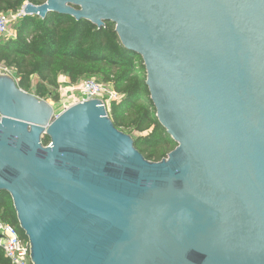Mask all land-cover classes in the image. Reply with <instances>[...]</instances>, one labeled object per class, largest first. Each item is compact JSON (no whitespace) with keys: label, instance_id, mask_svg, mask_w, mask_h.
Returning a JSON list of instances; mask_svg holds the SVG:
<instances>
[{"label":"water","instance_id":"water-1","mask_svg":"<svg viewBox=\"0 0 264 264\" xmlns=\"http://www.w3.org/2000/svg\"><path fill=\"white\" fill-rule=\"evenodd\" d=\"M24 6L112 24L177 145L148 161L101 101L56 114L0 74V192L32 264H264V0Z\"/></svg>","mask_w":264,"mask_h":264},{"label":"trees","instance_id":"trees-1","mask_svg":"<svg viewBox=\"0 0 264 264\" xmlns=\"http://www.w3.org/2000/svg\"><path fill=\"white\" fill-rule=\"evenodd\" d=\"M26 2L43 4L38 0H0V14L17 12ZM14 29L16 38L0 44V65L15 71L20 89L58 103L61 76L71 84L96 78L123 95L122 101L111 105L109 117L120 131L126 133L127 129V134H137L133 137L135 147L148 161L160 162L169 155L156 157L150 148L177 147L158 121L143 60L122 46L112 24L98 29L88 21L52 14L45 20L26 16ZM125 114H129L128 122ZM43 144L48 146L50 139L44 137ZM0 220L14 226L26 240L6 192H0ZM0 264H11L1 248Z\"/></svg>","mask_w":264,"mask_h":264},{"label":"built area","instance_id":"built-area-1","mask_svg":"<svg viewBox=\"0 0 264 264\" xmlns=\"http://www.w3.org/2000/svg\"><path fill=\"white\" fill-rule=\"evenodd\" d=\"M24 7L17 12L0 14V44L4 40L16 38L17 34L14 26L18 21L26 17ZM0 74L11 77L18 85L20 79L13 69L0 65ZM123 98V95L116 93L111 85L105 84L96 78H91L81 80L76 84L69 82L61 85L60 101L57 105H60L63 108L62 111H64L78 103L98 100L104 104L109 113L111 105L119 103ZM0 248L11 264H32L28 241L20 237L18 230L14 226L1 220Z\"/></svg>","mask_w":264,"mask_h":264},{"label":"rangeland","instance_id":"rangeland-1","mask_svg":"<svg viewBox=\"0 0 264 264\" xmlns=\"http://www.w3.org/2000/svg\"><path fill=\"white\" fill-rule=\"evenodd\" d=\"M38 1H40V2H43V3H45L47 0H38ZM30 3V2H29ZM99 81H101V80H99ZM29 94H31V93H29ZM34 95V94H33ZM46 101H48L49 103H51L52 105L54 104V107H55V113L56 114H59V113H61V111H62V107L60 106V105H57V103H55V102H53V101H51V100H46ZM125 119H127L126 120V122H128L129 121V114H125ZM124 131L126 132V134L127 133H129L130 132V130H127V129H124ZM129 135V134H128ZM130 136H132V135H130ZM132 137H137V134H134L133 133V136ZM133 138V139H134ZM174 148H175V146L173 145V147H171V148H165V147H160V148H157V149H153V148H150L149 150H150V152H152V153H154L155 155H156V157H158V156H160V155H162V154H170L173 150H174ZM158 160V159H157Z\"/></svg>","mask_w":264,"mask_h":264},{"label":"crops","instance_id":"crops-1","mask_svg":"<svg viewBox=\"0 0 264 264\" xmlns=\"http://www.w3.org/2000/svg\"><path fill=\"white\" fill-rule=\"evenodd\" d=\"M26 3H29V2H26ZM26 3H25V4H26ZM59 81H60L61 85L70 82L69 79H68L67 77H65V76H61V77L59 78Z\"/></svg>","mask_w":264,"mask_h":264},{"label":"bare ground","instance_id":"bare-ground-1","mask_svg":"<svg viewBox=\"0 0 264 264\" xmlns=\"http://www.w3.org/2000/svg\"><path fill=\"white\" fill-rule=\"evenodd\" d=\"M56 110V109H55Z\"/></svg>","mask_w":264,"mask_h":264}]
</instances>
